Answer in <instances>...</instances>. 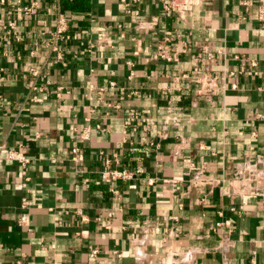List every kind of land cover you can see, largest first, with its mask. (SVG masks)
Masks as SVG:
<instances>
[{
    "label": "crops",
    "instance_id": "obj_1",
    "mask_svg": "<svg viewBox=\"0 0 264 264\" xmlns=\"http://www.w3.org/2000/svg\"><path fill=\"white\" fill-rule=\"evenodd\" d=\"M33 1L0 0V36L10 20L21 35L0 43V264H264L259 1L195 0L179 14L164 0H90L76 13L37 0L24 15ZM60 12L72 35L62 59L47 44ZM162 43L177 60L155 57ZM205 76L215 87L199 93ZM130 109L150 125L130 131L133 149ZM22 146L28 190L8 158ZM100 151L133 178L104 182ZM24 196L30 229L18 222ZM224 219L231 232L213 231Z\"/></svg>",
    "mask_w": 264,
    "mask_h": 264
},
{
    "label": "built area",
    "instance_id": "obj_2",
    "mask_svg": "<svg viewBox=\"0 0 264 264\" xmlns=\"http://www.w3.org/2000/svg\"><path fill=\"white\" fill-rule=\"evenodd\" d=\"M2 2H5V0H1ZM126 1V0H124ZM165 1V5L167 7V9L170 10H174L176 12H178L179 14H185L188 11H190L195 3V0H164ZM259 1V6H258V18L261 21V27L264 28V0H258ZM252 2V0H246L243 3L244 4H250ZM128 5V4H127ZM39 7V2L37 0H34L32 2V4L29 7H24V15L25 14H29L31 12H35L37 10V8ZM129 11V10H128ZM23 15V16H24ZM23 16H21L20 18L22 19ZM50 32L51 38L50 41L47 43L49 45L52 46V49L55 50L58 54V58L62 59V51L60 49V44L63 41H68L71 39L72 35L70 33L69 30V19L66 16L65 13L60 12L58 15V21H57V25L55 28H53ZM1 41L5 42L6 44L9 45H14L17 44L21 41V35L19 33V31L17 30V22L15 20H10L8 21V23L5 25V29H4V33L3 35L0 36V43ZM22 55H18L17 58H21ZM155 57L157 59H165L168 61H173V60H177V55L176 53H170L167 51L165 45L159 44L157 47V52L155 54ZM32 73L34 76H39L40 75V71L36 68H32ZM203 88H201L199 90V93L203 92V89L205 92L207 91H212L213 88L215 87V83L214 81L216 80V78L213 77H203ZM48 83V82H47ZM236 87V85H234ZM115 87H117L116 83L114 81H111L108 85L107 88L110 89H114ZM35 93L32 94L31 99L33 101H38L41 102L44 100V97L41 95L44 91L45 88L42 87H38L36 84H34L33 88ZM123 89V88H122ZM106 91V87H100L98 88L97 93L99 94V99L103 98V94ZM56 94L58 96H61V92H62V88L58 87L55 90ZM41 93V94H40ZM133 93H137L136 91ZM110 107L113 106V108H120L121 105L119 103H115L114 105L112 103L108 104ZM129 122H128V127H130V130L128 127H126L127 129L125 130L126 132V141H130L128 134L130 133V131H138L139 129L143 128V129H149L150 125L148 123H146L140 114V111L138 109H130V115H129ZM98 128H101V125L98 124L97 125ZM256 134L254 133V136ZM84 138H88V135H85ZM144 139H146L144 137ZM131 146L133 149V141H130ZM153 144V143H152ZM78 153H79V148L78 147H74L73 148V159L77 160L78 159ZM100 154L104 155L105 157V164H106V168L104 170H102L100 172V177L101 179L106 182V183H112L113 181H117V180H128V179H132L133 178V173L132 171H130L127 168H123L120 167L121 165V157L120 154L118 153H114V154H107L105 151H100ZM8 158L16 160L20 163L21 167H22V173L24 175V182H23V187L27 188L28 187V183L31 180V177L28 175L27 173V167L29 165V163L31 162V158L27 155V151L26 149L22 146L19 149H15V150H10L8 152ZM115 164V165H114ZM243 169H238L237 173H240ZM28 190V188H27ZM21 207H22V212L21 215L19 217V224L21 226L24 227H29L30 229V213H29V201L27 196H24L22 198V203H21ZM222 215V212L220 213ZM231 220L230 219H224L223 221H217L215 223V225L212 227L213 231H216V229L218 227H222V226H226L228 228L229 233L231 232ZM223 241H225L226 243L221 244L218 246V249L222 250V251H226L227 249H229V247L231 246L230 244H228L227 242H229L230 240L227 238H223ZM98 250H93L91 255L95 256L97 254Z\"/></svg>",
    "mask_w": 264,
    "mask_h": 264
},
{
    "label": "trees",
    "instance_id": "obj_3",
    "mask_svg": "<svg viewBox=\"0 0 264 264\" xmlns=\"http://www.w3.org/2000/svg\"><path fill=\"white\" fill-rule=\"evenodd\" d=\"M61 6L64 12H87L92 8V3L90 0H61Z\"/></svg>",
    "mask_w": 264,
    "mask_h": 264
}]
</instances>
